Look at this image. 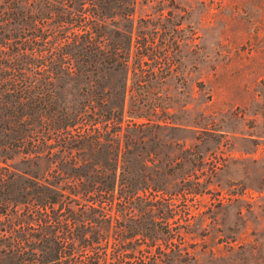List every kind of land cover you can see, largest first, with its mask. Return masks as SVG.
Instances as JSON below:
<instances>
[{
    "label": "trees",
    "instance_id": "16d2710c",
    "mask_svg": "<svg viewBox=\"0 0 264 264\" xmlns=\"http://www.w3.org/2000/svg\"><path fill=\"white\" fill-rule=\"evenodd\" d=\"M135 3L0 0V264L195 262L200 165L162 158L152 98L179 39L136 31Z\"/></svg>",
    "mask_w": 264,
    "mask_h": 264
},
{
    "label": "rangeland",
    "instance_id": "374dc122",
    "mask_svg": "<svg viewBox=\"0 0 264 264\" xmlns=\"http://www.w3.org/2000/svg\"><path fill=\"white\" fill-rule=\"evenodd\" d=\"M133 9L136 31L179 39L152 98L175 127L162 158L200 165L205 185L178 204L201 209L187 237L192 264H264V0H136ZM159 59L144 68L162 70Z\"/></svg>",
    "mask_w": 264,
    "mask_h": 264
}]
</instances>
